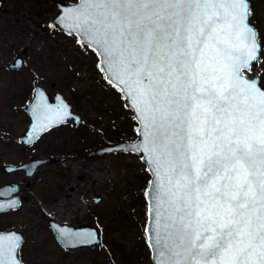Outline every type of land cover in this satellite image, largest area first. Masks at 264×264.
I'll use <instances>...</instances> for the list:
<instances>
[{
    "label": "snow or ice",
    "instance_id": "snow-or-ice-1",
    "mask_svg": "<svg viewBox=\"0 0 264 264\" xmlns=\"http://www.w3.org/2000/svg\"><path fill=\"white\" fill-rule=\"evenodd\" d=\"M59 17L134 113L158 264H264V29L253 0H76ZM71 115L41 101L33 133ZM15 203V202H14ZM0 232V264H23Z\"/></svg>",
    "mask_w": 264,
    "mask_h": 264
},
{
    "label": "rangeland",
    "instance_id": "rangeland-1",
    "mask_svg": "<svg viewBox=\"0 0 264 264\" xmlns=\"http://www.w3.org/2000/svg\"><path fill=\"white\" fill-rule=\"evenodd\" d=\"M56 1L0 4V164L10 160L12 151L20 162L65 156L41 164L31 176L20 175L25 199L0 215V230H21L20 258L25 264H153L145 235L150 175L144 161L123 150L95 153L106 141L135 139L137 122L119 89L98 68L95 51L74 33L52 26ZM253 7L264 29V0H253ZM17 55L24 64L10 68ZM36 84L61 91L81 119L75 123L70 118L25 144L19 135L30 121L27 106ZM27 179L31 185L25 184ZM49 218L88 223L97 229L100 242L64 247Z\"/></svg>",
    "mask_w": 264,
    "mask_h": 264
},
{
    "label": "water",
    "instance_id": "water-1",
    "mask_svg": "<svg viewBox=\"0 0 264 264\" xmlns=\"http://www.w3.org/2000/svg\"><path fill=\"white\" fill-rule=\"evenodd\" d=\"M75 3H76V1L72 2V3H66L63 1H59V0L56 1V6H57L58 11L53 16V18L59 17L60 20L62 21L63 17L61 14L67 8L73 6ZM0 4H1V0H0ZM53 18H52V22H53ZM58 26H60L65 32H72L69 29H67L66 27H64L62 22L60 24H58ZM73 33H75V32H73ZM75 34L80 39L79 34L78 33H75ZM95 52L97 54L99 63H101L100 55L98 54L97 51H95ZM23 62H24L23 56L17 55L13 59V61H11L9 63V67H11V68L19 67V66L23 65ZM104 76H105V74H104ZM106 80H107V78H106ZM41 101L45 102L47 105H49L53 108L59 106L61 104V102H63L67 106V111L69 113H71V115L68 118H66L64 122H66L70 118H73V121L75 123H78L81 119L80 115L77 114L73 110L71 103L67 99H65L64 94L61 91H59V90L55 91L54 98L52 99L49 92L41 84H36L35 88H34V93H33L32 99L27 106V112L30 116V122H29L28 126L21 133V141L25 144L33 143L35 140H37L39 138V136L41 134L47 132L48 130H50L51 128H53L59 124H62V123H55V124H52L50 127H48L47 130L44 132H37L35 134L33 133V128L35 126V111H36L37 105H39V103ZM133 115H134V113H133ZM136 133H137V137L135 139L122 140V141H119L116 143L107 144V145L98 147L95 150V153L117 151V150H121L122 146H131L135 143H138L141 138H140L137 131H136ZM64 158H65V156L55 157V159H59V160H62ZM46 161H47L46 157H38V158L26 160V161H24L18 165H9V166H7V168L8 169H23V170H25V174L27 176H31L35 173V171L39 168V166L41 164L45 163ZM146 168H147V165H146ZM149 179H151V176L149 177ZM13 184H14V186H13ZM17 190H18V184L17 183H10V184H6V185L0 187V211L6 210V209L12 208V207H17L21 204L22 199L19 195H13L12 196V194L15 193ZM148 190H150V186L147 184V187L145 189V193ZM98 199H99V195H96L94 197V200H98ZM145 199H146V203H147V210H146L147 222L145 225L146 240H147V244L150 248V255H151L152 263L158 264L159 257L157 256L154 249L151 247L153 241L148 239L149 233L146 231V229L154 227L153 219H152V213H151L152 204L146 195H145ZM47 223H48L49 227L52 229L53 233L55 234V237L57 238V240L64 247L72 248V247L90 245V244L100 242V236L98 234L97 229L88 223H82L79 225H72L69 223H60L53 218H49L47 220ZM0 232H15L22 238V240L24 237L21 230L15 229V228L0 230ZM23 264H25V263L23 262Z\"/></svg>",
    "mask_w": 264,
    "mask_h": 264
},
{
    "label": "flooded vegetation",
    "instance_id": "flooded-vegetation-1",
    "mask_svg": "<svg viewBox=\"0 0 264 264\" xmlns=\"http://www.w3.org/2000/svg\"><path fill=\"white\" fill-rule=\"evenodd\" d=\"M15 58V57H14ZM8 66H9V63H8ZM22 66V65H21ZM21 66H19V67H21ZM19 67H15V68H19ZM11 68V67H10ZM48 91V90H47ZM55 91H57V90H55ZM55 91H53V92H49V94H50V96L52 97V99L54 98V93H55ZM32 99V98H31ZM0 104H1V101H0ZM27 114H28V112H27ZM29 115V114H28ZM60 125V124H59ZM58 126V125H57ZM56 127V126H55ZM55 127H53V128H55ZM52 129V128H51ZM50 129V130H51ZM2 135V134H1ZM21 139V135H19V140ZM32 144V143H31ZM11 145H13V142L11 143V144H9V146H11ZM12 149H13V147H12ZM10 154H12V157H10L9 159V161L8 162H2L1 164H0V187H2V186H4V185H6V184H10V183H17L18 184V190L15 192V193H13L12 194V196L13 195H19L20 197H21V199H22V202H21V204L23 203V201H24V199H25V196L24 195H22L21 194V191H22V180L20 179V175L21 174H24V175H26L25 174V170H23V169H8L7 168V166H9V165H18V164H20V163H22V162H20V160H15L14 159V156H15V153H14V151H12V152H10L9 153V155ZM2 155H4L2 152H0V156H2ZM55 157H59L58 155H53V154H50L49 156H46V158H47V161L46 162H48V161H54L53 159L55 158ZM30 160V159H29ZM45 162V163H46ZM27 176V175H26ZM25 184L26 185H31V182H30V180L29 179H27L26 181H25ZM13 186H14V184H13ZM20 204V205H21ZM19 205V206H20ZM19 206H17V207H19ZM17 207H12V208H8V209H6V210H3V211H0V215H3L5 212H9V211H11V210H13V209H15V208H17ZM1 230H3V229H1Z\"/></svg>",
    "mask_w": 264,
    "mask_h": 264
},
{
    "label": "trees",
    "instance_id": "trees-1",
    "mask_svg": "<svg viewBox=\"0 0 264 264\" xmlns=\"http://www.w3.org/2000/svg\"><path fill=\"white\" fill-rule=\"evenodd\" d=\"M109 141H106V144H108Z\"/></svg>",
    "mask_w": 264,
    "mask_h": 264
}]
</instances>
